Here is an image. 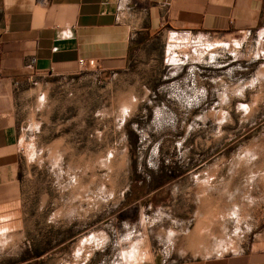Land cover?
<instances>
[{"label": "rangeland", "instance_id": "obj_1", "mask_svg": "<svg viewBox=\"0 0 264 264\" xmlns=\"http://www.w3.org/2000/svg\"><path fill=\"white\" fill-rule=\"evenodd\" d=\"M14 104L20 153L0 187V264L264 249L261 35L159 32L122 70L34 75Z\"/></svg>", "mask_w": 264, "mask_h": 264}, {"label": "crops", "instance_id": "obj_2", "mask_svg": "<svg viewBox=\"0 0 264 264\" xmlns=\"http://www.w3.org/2000/svg\"><path fill=\"white\" fill-rule=\"evenodd\" d=\"M261 35L264 0H0V187L14 180L17 85L34 75L126 67L156 33ZM10 176V177H9ZM180 264H264V249Z\"/></svg>", "mask_w": 264, "mask_h": 264}, {"label": "built area", "instance_id": "obj_3", "mask_svg": "<svg viewBox=\"0 0 264 264\" xmlns=\"http://www.w3.org/2000/svg\"><path fill=\"white\" fill-rule=\"evenodd\" d=\"M79 66H80L81 68L85 67V66H86L85 61L81 60V61L79 62Z\"/></svg>", "mask_w": 264, "mask_h": 264}]
</instances>
